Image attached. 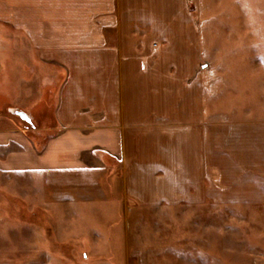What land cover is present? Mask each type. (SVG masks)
I'll list each match as a JSON object with an SVG mask.
<instances>
[{"label":"crops","instance_id":"crops-1","mask_svg":"<svg viewBox=\"0 0 264 264\" xmlns=\"http://www.w3.org/2000/svg\"><path fill=\"white\" fill-rule=\"evenodd\" d=\"M166 1L0 0V28L13 30L12 36L1 30L0 44L12 40L14 58L59 61L65 70L54 98L60 125L56 136H45L37 146L22 127L0 116V236L13 237L2 239L1 264L53 262L47 233L34 211L38 207L46 211L55 204L70 208L112 201L100 162L93 155L89 160L81 157L87 149L101 147L102 123H110L112 141L114 125L127 122L174 124L173 172L182 170L183 154L191 157L190 180L196 195L189 203L229 209L222 213L227 222L222 229L228 236L233 230L232 235L246 237L253 247L252 263L264 264L261 52L217 46L246 42V37L215 35V29L222 28L224 34L228 26L209 15L217 10L214 5L206 6L205 37L197 18L189 22L194 35L184 34L180 14H174L168 27ZM248 6L250 11L257 9ZM221 7L224 11V0ZM253 24L261 29L256 20ZM253 39L261 42L259 34ZM164 44L174 50L166 51ZM234 59L253 63L247 67ZM245 69L247 73L242 72ZM171 91L172 113L163 101ZM154 92L161 100L157 111L146 104ZM84 114L89 115L85 122L92 124L88 136L82 126ZM182 124L188 125V140ZM74 214L60 213L55 231L69 234L66 227ZM6 251L12 253L11 263Z\"/></svg>","mask_w":264,"mask_h":264},{"label":"rangeland","instance_id":"rangeland-1","mask_svg":"<svg viewBox=\"0 0 264 264\" xmlns=\"http://www.w3.org/2000/svg\"><path fill=\"white\" fill-rule=\"evenodd\" d=\"M224 1L223 11V0H167L165 20L169 27L174 14H180L185 22L184 34L194 35L189 22L197 18L203 24L200 30L202 32L204 28L205 37L206 6L214 5L217 10L209 15L217 16L219 23L223 20L228 26L224 34L220 27L215 29L214 34L246 37V42L217 46L224 47L226 51L261 52L262 70L259 77L264 88V0H246L247 10H244L243 0ZM249 3L257 9L250 11ZM254 20L260 23V30L258 26L254 27ZM1 30L13 35L11 28ZM255 34L260 35V43L253 42ZM9 41L0 44V116L22 127L31 140L41 146L45 136H56L60 132L54 98L65 78V70L59 61L14 58L12 40ZM164 47L169 52L174 50L170 44H164ZM233 61L247 67V64L253 63V60ZM242 72L247 73L248 70ZM154 93L150 94L146 104L157 111L160 109L157 107L160 97ZM163 101L165 110L172 113L173 91L167 92ZM17 110L25 113L29 121L18 115ZM88 118L86 114L81 116L84 122ZM102 124L101 147L87 149L81 158L89 160L94 156L100 162L102 177L112 201L107 199L100 205L70 208L55 204L46 211L40 207L34 210L38 214V224L47 233L54 255L53 262L49 264H253V247L245 241L246 237L232 235L236 233L233 230L228 236L227 230L222 229L227 227L222 213L230 212L229 209L212 204L189 203L191 195H196L190 180L194 176L191 173V157L188 152L183 154L180 161L182 170L173 172L174 124L121 123L114 125L112 141L110 123ZM82 126L86 127L85 135L88 136L92 124L85 122ZM185 127L188 125L182 124L183 137L188 140L189 132ZM155 151L160 152L159 157H154L153 154L157 155ZM152 159L155 161H148ZM179 197L182 201L174 202ZM25 207L24 204L23 210ZM69 210L75 212L76 216L68 221L70 225L66 230L69 234H59L54 225L61 223L59 214ZM233 211L236 212L235 209ZM114 214L118 219L110 218ZM2 239L7 241L13 237L0 236L1 247L4 245ZM224 242L226 245H221ZM5 246L8 247L7 243ZM205 247L211 251L205 252ZM6 252V261L11 263L12 253Z\"/></svg>","mask_w":264,"mask_h":264},{"label":"water","instance_id":"water-1","mask_svg":"<svg viewBox=\"0 0 264 264\" xmlns=\"http://www.w3.org/2000/svg\"><path fill=\"white\" fill-rule=\"evenodd\" d=\"M16 113L18 114V115H20L23 119H25L26 121H29V117L25 114V113H23L22 111H16Z\"/></svg>","mask_w":264,"mask_h":264}]
</instances>
